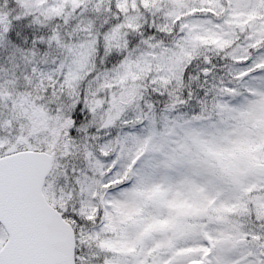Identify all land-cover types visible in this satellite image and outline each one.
I'll list each match as a JSON object with an SVG mask.
<instances>
[{
    "label": "snow or ice",
    "instance_id": "6c2138e0",
    "mask_svg": "<svg viewBox=\"0 0 264 264\" xmlns=\"http://www.w3.org/2000/svg\"><path fill=\"white\" fill-rule=\"evenodd\" d=\"M0 264H264V0H0Z\"/></svg>",
    "mask_w": 264,
    "mask_h": 264
}]
</instances>
